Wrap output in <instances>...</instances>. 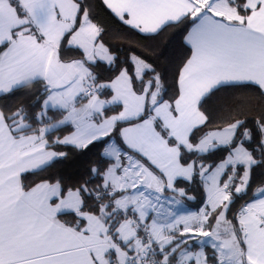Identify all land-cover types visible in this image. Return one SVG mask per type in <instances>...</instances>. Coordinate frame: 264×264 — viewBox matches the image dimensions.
<instances>
[{
  "label": "snow or ice",
  "instance_id": "6c2138e0",
  "mask_svg": "<svg viewBox=\"0 0 264 264\" xmlns=\"http://www.w3.org/2000/svg\"><path fill=\"white\" fill-rule=\"evenodd\" d=\"M102 4L145 36L183 24L190 54L168 95L88 0H0V101L32 97L0 104V264H264V104L214 127L202 110L222 89L264 101V0ZM69 147L99 148L72 184L49 174Z\"/></svg>",
  "mask_w": 264,
  "mask_h": 264
},
{
  "label": "trees",
  "instance_id": "16d2710c",
  "mask_svg": "<svg viewBox=\"0 0 264 264\" xmlns=\"http://www.w3.org/2000/svg\"><path fill=\"white\" fill-rule=\"evenodd\" d=\"M88 3L91 5L94 21L104 29L103 42L116 54L119 62H127L133 54L145 59L162 73L168 88V95H172L176 69L183 59L190 54V50L183 43V37L186 34L185 26L183 24L172 26L154 36H145L119 22L100 0H88ZM94 70L103 80L112 76L107 65L102 62H99ZM31 99L32 97L26 94V90L22 89L12 97L0 101V104H7L14 108L19 104H31ZM262 104L264 101H260L250 91L222 89L206 99L202 110L211 118L210 127H214L221 121L240 113L252 119ZM35 110L38 109L33 111ZM62 150L68 152L67 158L57 163L49 174H58L63 177L66 183L72 184L84 176L90 167V162L95 160L99 148L90 152L85 150L84 153L71 147ZM260 181H264V175H260L258 170L254 175L253 186ZM190 194L197 199L187 202V204L189 207L197 209L200 200L203 198L202 189L194 184L190 188Z\"/></svg>",
  "mask_w": 264,
  "mask_h": 264
},
{
  "label": "crops",
  "instance_id": "0c3cea01",
  "mask_svg": "<svg viewBox=\"0 0 264 264\" xmlns=\"http://www.w3.org/2000/svg\"><path fill=\"white\" fill-rule=\"evenodd\" d=\"M101 1V3H102V0H100ZM105 7V6H104ZM106 8V7H105ZM107 9V8H106ZM108 10V9H107ZM109 12H110V10H108ZM111 13V12H110ZM112 14V13H111ZM113 16H114V14H112ZM115 17V16H114ZM116 18V17H115ZM117 19V18H116ZM118 20V19H117ZM119 21V20H118ZM120 22V21H119ZM122 23V22H121ZM127 26V25H126ZM127 27H129V26H127ZM130 28V27H129ZM132 29V28H131ZM135 30V29H134ZM137 31V30H136ZM138 32V31H137ZM142 34V33H141ZM143 35H145V34H143ZM103 63V62H102Z\"/></svg>",
  "mask_w": 264,
  "mask_h": 264
},
{
  "label": "rangeland",
  "instance_id": "374dc122",
  "mask_svg": "<svg viewBox=\"0 0 264 264\" xmlns=\"http://www.w3.org/2000/svg\"><path fill=\"white\" fill-rule=\"evenodd\" d=\"M140 34H141V33H140ZM188 207H189V206H188ZM189 209H190V210H193V211H195V210H196V209H194V208H192V207H189Z\"/></svg>",
  "mask_w": 264,
  "mask_h": 264
}]
</instances>
